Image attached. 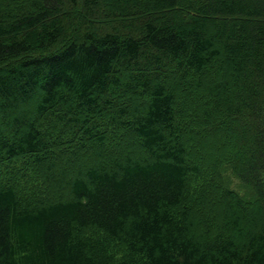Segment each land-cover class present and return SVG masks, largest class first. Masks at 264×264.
I'll list each match as a JSON object with an SVG mask.
<instances>
[{
  "label": "trees",
  "instance_id": "1",
  "mask_svg": "<svg viewBox=\"0 0 264 264\" xmlns=\"http://www.w3.org/2000/svg\"><path fill=\"white\" fill-rule=\"evenodd\" d=\"M0 264H264V0H0Z\"/></svg>",
  "mask_w": 264,
  "mask_h": 264
},
{
  "label": "rangeland",
  "instance_id": "2",
  "mask_svg": "<svg viewBox=\"0 0 264 264\" xmlns=\"http://www.w3.org/2000/svg\"><path fill=\"white\" fill-rule=\"evenodd\" d=\"M85 20H88V18H85ZM102 23L100 21H97V23H94L97 24V26L93 28L101 29ZM240 125L241 124H239V126ZM218 130L219 131L215 133L202 130L196 142L189 145L190 153L194 156V158L190 159V161L192 165L199 164L201 167H205L206 165L210 168H213L215 170V175L217 176V178L222 172L221 176L226 181L227 186L233 190L243 193L245 190L243 183L227 165V161L229 159L228 153L230 151L234 152L232 151L233 148H236V150L239 151L240 144L237 145L236 141L239 140L237 130L240 129H236V126L234 125V127L229 128L221 127ZM66 164L67 163L65 162L64 165ZM71 164V166H73V163ZM218 168H221V171H219Z\"/></svg>",
  "mask_w": 264,
  "mask_h": 264
}]
</instances>
